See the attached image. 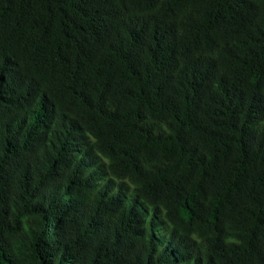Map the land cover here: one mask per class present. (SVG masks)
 Masks as SVG:
<instances>
[{
	"label": "trees",
	"instance_id": "16d2710c",
	"mask_svg": "<svg viewBox=\"0 0 264 264\" xmlns=\"http://www.w3.org/2000/svg\"><path fill=\"white\" fill-rule=\"evenodd\" d=\"M0 264H264V0H0Z\"/></svg>",
	"mask_w": 264,
	"mask_h": 264
},
{
	"label": "bare ground",
	"instance_id": "6f19581e",
	"mask_svg": "<svg viewBox=\"0 0 264 264\" xmlns=\"http://www.w3.org/2000/svg\"><path fill=\"white\" fill-rule=\"evenodd\" d=\"M150 224V223H149ZM125 241V240H124ZM168 241H169V239H168ZM137 248V247H136Z\"/></svg>",
	"mask_w": 264,
	"mask_h": 264
}]
</instances>
